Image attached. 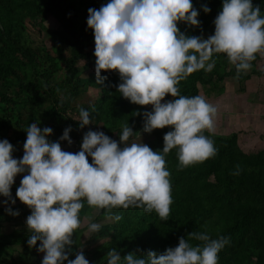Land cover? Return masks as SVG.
I'll use <instances>...</instances> for the list:
<instances>
[{
  "label": "clouds",
  "instance_id": "9594fccd",
  "mask_svg": "<svg viewBox=\"0 0 264 264\" xmlns=\"http://www.w3.org/2000/svg\"><path fill=\"white\" fill-rule=\"evenodd\" d=\"M202 7L211 11L207 4ZM88 12L97 83L106 79L102 70L118 71V92L133 103L153 106L144 111L143 130L151 133L165 126L171 130L164 133V146L157 150L134 139L140 133L129 123L122 125L119 141L89 128L77 152L64 141L73 142L71 125L59 139L49 140L53 128L31 122L26 127L24 153L15 157L14 145L0 139V196L7 198L2 203L8 213L19 215L10 206L16 203L12 185L17 174L26 173L16 197L31 208L26 218L27 243L44 253L41 264H91L83 251L69 259L85 202L98 209L140 207L167 220L173 198L166 154L175 148L182 168L217 152L213 139L205 134V130L215 132L217 106L201 94H180L179 82L197 70L210 72L216 64L214 54L227 55L237 78L252 68L258 53L264 55V12L253 0H223L214 33L207 38L185 34L178 27L180 21L201 24L193 0H108ZM57 92L62 103L66 97L60 89ZM169 93L174 99L164 100ZM93 119L89 109L79 108L81 129ZM101 227L93 221L88 231ZM189 236L202 243L193 245L181 236L176 246L162 253L149 249L125 255L114 247L107 252V264H218L219 252L230 242L228 236L212 238L206 231H192Z\"/></svg>",
  "mask_w": 264,
  "mask_h": 264
},
{
  "label": "trees",
  "instance_id": "16d2710c",
  "mask_svg": "<svg viewBox=\"0 0 264 264\" xmlns=\"http://www.w3.org/2000/svg\"><path fill=\"white\" fill-rule=\"evenodd\" d=\"M107 2L0 0V139L24 145L26 127L36 121L41 128L45 125L53 128L49 140L59 139L63 130L71 125L73 142L64 141L77 152L89 128L103 130L118 141L124 123H129L134 132L143 130L144 111L153 106L133 103L123 97L118 92L121 77L116 70H102L106 79L98 84L96 56L87 48L95 44L94 30L87 24L88 9L99 8ZM222 2L193 0L201 24L194 26L180 21L178 27L185 34L207 38L214 33V19L222 10ZM204 4L211 8L210 12L203 10ZM253 4L264 12V0H253ZM49 16L59 23L54 30L44 23ZM32 30H37L38 36ZM42 33L51 39V45L44 39L37 40ZM214 59L216 64L210 72L197 70L179 82L180 94H201L205 87L222 92L227 77L233 76L243 85L252 75L264 76V70L257 68L241 72L237 78V69L225 53L214 54ZM262 59L264 55L258 53L251 63ZM82 60L85 62L80 65ZM92 66L94 70L83 75V69ZM242 87L240 90H244ZM91 88L95 95H91ZM57 89L66 97L62 103ZM167 96L164 100L174 99L170 93ZM81 106L89 109L94 118L93 123L83 129L77 121ZM169 130L171 126L154 129L144 143L153 150L162 149L164 133ZM205 134L214 141L215 155L182 168L178 167L175 148L165 156L173 198L167 220H162L155 211L144 212L140 207L98 209L85 202L80 210L81 221L91 215L90 223L95 221L102 227L90 232L88 223L76 229L69 259L83 251L91 264H107V252L114 247L121 255L133 251L146 253L149 249L162 253L176 246L181 236L193 245L202 243L189 234L206 231L212 238L230 237V242L218 254V264H264V148L244 151L238 143V132L221 135L205 130ZM13 155L17 156L14 152ZM17 187L16 183L12 185L16 201L19 200ZM19 202L10 204L19 210V215L8 213L7 206L0 202V264H33L34 260L41 264L40 251L27 243V224L25 227L16 224L12 229L4 226L18 223L30 214L24 202ZM115 215H120L121 219L116 220ZM85 232H89L87 238ZM39 243L37 241V245Z\"/></svg>",
  "mask_w": 264,
  "mask_h": 264
},
{
  "label": "rangeland",
  "instance_id": "374dc122",
  "mask_svg": "<svg viewBox=\"0 0 264 264\" xmlns=\"http://www.w3.org/2000/svg\"><path fill=\"white\" fill-rule=\"evenodd\" d=\"M44 23L51 30L57 28L59 24L58 21L52 16H49ZM32 31H34L36 36H38L39 33L36 32L37 30ZM43 39L46 40L48 45H51V39L46 33H42L37 40L41 41ZM88 49L94 53L95 44L89 46ZM84 62V60L80 61V65H82ZM257 68L264 70V59L258 61L256 64H252L251 69ZM251 69L247 70V72L251 71ZM83 70V75H87L88 72L94 70V67L92 66ZM222 85L224 86V90L222 92L207 90L205 87L202 88L201 93V95L205 96L209 102L215 104L218 108L217 115L215 117V132L213 133L230 135L233 132H238V143L244 151L263 149L264 76L252 75L251 78L248 79L243 85L239 84L233 76L227 77ZM240 87L244 88V90H240ZM89 91L91 95L96 94L92 88ZM166 97L168 96L166 95ZM82 100L85 101V99ZM86 100L90 101V99ZM147 106L152 105L148 104ZM146 137H150V133L142 130L140 134H138L134 139H136L138 142H144L145 139H147ZM3 200H1V203ZM2 205L4 204L2 203ZM19 221L20 222L18 223H6L4 226L7 229L15 228L16 224L19 226L23 225V227H25L26 218L22 217ZM83 225L85 224L82 222L81 226ZM87 236H89V232H85V238H87ZM87 247H89L88 244ZM40 255L42 256L44 253L40 252ZM33 264H37V262L34 260Z\"/></svg>",
  "mask_w": 264,
  "mask_h": 264
},
{
  "label": "crops",
  "instance_id": "0c3cea01",
  "mask_svg": "<svg viewBox=\"0 0 264 264\" xmlns=\"http://www.w3.org/2000/svg\"><path fill=\"white\" fill-rule=\"evenodd\" d=\"M226 80V79H225ZM215 125H216V123H215ZM50 140H56V139H53V138H51ZM68 145V144H67ZM14 148H15V151H14V153L15 154H17V155H23V153H24V147H23V145H20V144H18V143H16L15 145H14ZM26 173H20V174H17V176H16V178H15V183H16V185L17 186H19V184H20V182H21V178H22V176L23 175H25ZM4 198H1V200H3ZM1 200H0V202H1ZM10 203V202H9ZM16 203H20L19 202V200L18 201H16ZM11 204V203H10ZM24 205H25V207L27 208V209H29L30 211L29 212H31V208L27 205V204H25L24 203ZM90 216L91 215H87V216H84L83 217V219H82V222L85 224V225H87L88 223H90ZM84 226V225H83Z\"/></svg>",
  "mask_w": 264,
  "mask_h": 264
},
{
  "label": "built area",
  "instance_id": "2783aa9c",
  "mask_svg": "<svg viewBox=\"0 0 264 264\" xmlns=\"http://www.w3.org/2000/svg\"><path fill=\"white\" fill-rule=\"evenodd\" d=\"M62 148H64V147L62 146ZM64 149H65V148H64ZM65 150H66V149H65ZM14 157H15V156H14ZM17 158H18V157H17ZM39 256H40L41 258L43 257V255L41 256L40 253H39Z\"/></svg>",
  "mask_w": 264,
  "mask_h": 264
}]
</instances>
